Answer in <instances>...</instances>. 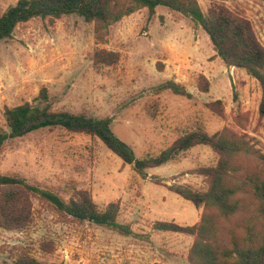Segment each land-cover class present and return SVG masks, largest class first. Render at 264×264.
Here are the masks:
<instances>
[{
    "label": "rangeland",
    "instance_id": "obj_1",
    "mask_svg": "<svg viewBox=\"0 0 264 264\" xmlns=\"http://www.w3.org/2000/svg\"><path fill=\"white\" fill-rule=\"evenodd\" d=\"M203 12L221 3L246 16L264 47L262 0H197ZM17 0H0V13ZM97 44L92 22L70 14L53 22L34 17L0 41V128L7 129L5 106L24 102L42 107L46 89L55 111L111 119L113 132L136 157L156 156L192 130L212 134L227 128L246 134L264 154V118L259 117V83L242 68L226 66L208 35L193 21L165 6L148 19L147 8L123 17ZM119 54L117 63L97 64L96 49ZM208 82V91L200 87ZM168 80L191 96L159 90ZM220 101L219 103H214ZM218 156L196 145L142 178L99 139L60 128H41L7 140L0 150V175L24 179L68 202L74 190H87L100 209L119 205L117 221L126 235L57 210L31 193L32 222L21 230L0 227V261L27 253L39 261L63 264H190L194 236L161 231L154 222L182 226L200 219L202 208L170 191L183 184L205 190L195 173ZM154 177L161 180L155 183Z\"/></svg>",
    "mask_w": 264,
    "mask_h": 264
},
{
    "label": "trees",
    "instance_id": "obj_2",
    "mask_svg": "<svg viewBox=\"0 0 264 264\" xmlns=\"http://www.w3.org/2000/svg\"><path fill=\"white\" fill-rule=\"evenodd\" d=\"M264 2V0H262ZM157 6H165L190 18L196 27L208 35L215 55L226 66L244 69L260 86L258 106L264 118V47L251 21L224 4L211 3L203 12L197 0H17L0 13V41L11 38L15 27L34 17L53 22L64 15L75 14L92 22L97 44L106 43L109 28L141 8H147L148 19ZM119 54L98 48L93 61L97 64L117 63ZM201 91H208V82ZM191 96L175 81L168 80L159 90ZM42 107L30 102L3 109L7 129L0 128V150L4 143L25 136L41 128H60L70 133L85 134L99 139L124 164H129L142 177L146 169L158 167L196 145L209 147L217 156L213 166L201 167L196 174L205 181V190L188 185H166L168 189L195 207L202 208L197 223L182 226L171 221H155L154 228L194 236L188 253L190 264H264V154L251 143L246 134L223 128L212 134L192 130L178 137L156 156L136 157L130 145L120 139L111 128L109 117L94 118L68 111H55L47 101L46 89L39 93ZM215 101L210 104L213 106ZM155 183L161 180L154 177ZM37 192L57 210L79 220L92 221L123 234H132L128 225L117 221L119 205L111 202L100 209L85 189L74 190L68 202L56 194L29 185L24 179L0 175V227L21 230L32 222L31 193ZM0 264H63L43 262L23 253L13 261Z\"/></svg>",
    "mask_w": 264,
    "mask_h": 264
}]
</instances>
